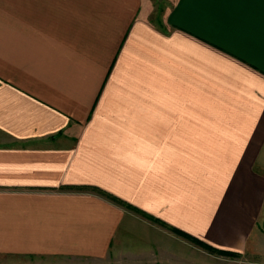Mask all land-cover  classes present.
<instances>
[{
  "label": "crops",
  "instance_id": "obj_1",
  "mask_svg": "<svg viewBox=\"0 0 264 264\" xmlns=\"http://www.w3.org/2000/svg\"><path fill=\"white\" fill-rule=\"evenodd\" d=\"M159 1L0 0L1 264H264V0Z\"/></svg>",
  "mask_w": 264,
  "mask_h": 264
},
{
  "label": "rangeland",
  "instance_id": "obj_2",
  "mask_svg": "<svg viewBox=\"0 0 264 264\" xmlns=\"http://www.w3.org/2000/svg\"><path fill=\"white\" fill-rule=\"evenodd\" d=\"M162 1L164 2L166 0H161V2ZM142 5H143L142 6V11H143V14H144V16L146 18H148L150 21H153V22L160 21L161 12L159 10V7H160V1L159 0H143V4ZM138 214L141 215L140 213H138ZM262 219H264V215H263ZM148 228H152V225L149 226ZM171 230H172L173 234L170 233V235H172L173 237L175 236V238L184 240L186 242L190 241V242L193 243V245H197L198 247H201L202 250H207L209 252H216V255H219V254L220 255H233L231 252L226 251V250H222L223 252L222 251L217 252L211 247H206L203 243L196 242L195 240H193L190 237L186 236L182 232L177 231L176 229H171ZM256 230H257L256 232L257 233L259 232L258 234H260V236H262L263 235V231H264V226L262 228V227H260L258 225ZM261 230H263V231H261ZM139 234L143 235V233L140 232V231H139ZM160 234H161V236H160ZM148 237H151L153 241L157 240V237L158 238H161V237L163 238L162 233L161 232L159 233L158 231H155V230L150 231L149 234H148ZM262 253H264V252H262ZM1 262L2 261L0 260V264H1Z\"/></svg>",
  "mask_w": 264,
  "mask_h": 264
},
{
  "label": "trees",
  "instance_id": "obj_3",
  "mask_svg": "<svg viewBox=\"0 0 264 264\" xmlns=\"http://www.w3.org/2000/svg\"><path fill=\"white\" fill-rule=\"evenodd\" d=\"M177 231H180V230H177ZM180 232H182V231H180ZM183 234H185L186 236H188V237H190L191 239H193V240H195L196 242H198V243H203L202 241H200V240H198L197 238H195V237H193V236H191V235H189V234H187V233H185V232H182ZM204 245H206L205 243H203ZM207 246V245H206ZM209 247V246H208ZM215 251H217V252H220V251H222V250H217V249H215V248H213ZM223 252V251H222Z\"/></svg>",
  "mask_w": 264,
  "mask_h": 264
}]
</instances>
